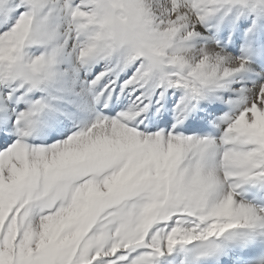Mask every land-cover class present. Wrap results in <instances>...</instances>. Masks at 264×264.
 <instances>
[{"label": "snow or ice", "instance_id": "snow-or-ice-1", "mask_svg": "<svg viewBox=\"0 0 264 264\" xmlns=\"http://www.w3.org/2000/svg\"><path fill=\"white\" fill-rule=\"evenodd\" d=\"M0 264H264V0H0Z\"/></svg>", "mask_w": 264, "mask_h": 264}]
</instances>
